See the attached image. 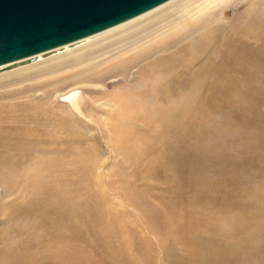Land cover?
<instances>
[{
	"label": "rangeland",
	"instance_id": "1",
	"mask_svg": "<svg viewBox=\"0 0 264 264\" xmlns=\"http://www.w3.org/2000/svg\"><path fill=\"white\" fill-rule=\"evenodd\" d=\"M222 11L207 20L212 27L165 41L162 53L147 45L144 60L128 54L110 71L103 66L98 73L104 77L93 70L84 80L89 85L77 88L75 103L51 95L49 83L63 73L44 84L35 76L0 82V251L26 238L13 228L32 220L25 206L33 184L38 172L53 166L80 210L77 247L87 255L78 264H107L116 251L124 252L125 264H146L143 249L152 264H264V66L243 58L255 50L264 54V31L249 24L264 12V0H233ZM221 53L237 55L243 65L233 79L229 71L215 73L226 56ZM158 82L160 105L187 104L183 128L166 137L142 117L131 132L113 131L119 115L113 101L123 93L138 100L141 89ZM169 200L176 203L172 219L166 223L161 214L157 222L163 223L160 237L145 212ZM84 207L100 218L86 215Z\"/></svg>",
	"mask_w": 264,
	"mask_h": 264
},
{
	"label": "bare ground",
	"instance_id": "2",
	"mask_svg": "<svg viewBox=\"0 0 264 264\" xmlns=\"http://www.w3.org/2000/svg\"><path fill=\"white\" fill-rule=\"evenodd\" d=\"M231 1L233 0H168L159 6L97 34L86 37L72 44L53 49L46 54L35 55L31 57L30 61L12 67L14 69L9 72L1 73L0 82L4 79L7 80V82L9 81L13 83L19 82L20 80L24 82L28 78L35 76L40 80L39 83L41 84L46 78L49 79L63 73L64 76H59L56 80L49 83L53 87L51 95H54V100L55 97L60 94V97L62 96L63 98V102L68 101V103H72L70 101H74L75 103V100L78 99L77 96L80 94L77 88L79 86L83 87L87 84L89 85V82H85L84 80L89 78V76L86 75H91L93 70H97L95 77H104L105 73H98L104 68L103 66H107L106 68L110 71V64H114L115 61L124 60L128 54H130L131 56L129 57H132L134 60H144L145 57H147V52H145L143 48L147 45L146 49L148 47L152 48V46H156L153 49H157L162 53L164 52V42L172 37H174V40L179 39L184 33H187L194 27L195 29L199 26L200 29L212 27L207 26L210 24L207 20L213 21L219 14L221 15L222 13L223 15L222 10ZM259 13L260 15L256 14L257 16H254L249 20V24L251 25L253 22H257L256 25L255 23L254 26L251 25V29L262 32L264 31V12ZM214 28L215 27L212 29ZM196 42H200V38H197ZM139 52H141V54H139ZM149 52L155 54L153 51L149 50ZM240 52L241 51L237 52V54ZM221 54L226 55L223 53ZM246 56H249L252 62L259 63V67L264 66L263 51L255 50L251 54L246 52L243 58ZM237 58L238 56L235 54H228L223 57V59H221L222 62L217 64L219 65V68L216 69L215 73L217 74L219 70L223 72L229 71V73L227 72L229 76L228 79H233V75L231 74L236 72V70L239 71L243 69V65L238 64ZM166 61L167 60H165V62ZM168 61H174L176 63L177 60L168 59ZM162 62L163 60H161V63ZM233 65L234 67H231ZM149 66L155 65H147V67ZM128 67H126V69H128ZM2 68L6 69L8 67L1 66L0 69ZM74 68H76L74 74L66 75L67 72L72 71ZM100 80L101 81H99V84L97 85H100V82L104 79ZM159 84L160 83L158 82L154 86L144 88L145 90L143 92L141 89L138 97L141 93L142 97L138 100H135L134 97L131 98V96L126 93L121 94L119 97L116 95L117 93L114 94L118 97V99H115L116 101L113 102L116 103L119 109V112L117 111L118 109L116 110L119 115L118 119L111 127L112 130L115 132H131L132 127L134 128V124H136V120L141 121L140 118L142 117H150L149 124L154 123L156 126H159L161 131L165 133V136L167 135L166 137H168L178 125L179 129H182L183 123L181 118H184V115L189 112L187 111L185 113V111L188 110L187 104H179L178 106L175 104L160 105L159 99L161 98V90ZM135 98L137 97L135 96ZM131 99H134L136 103L134 104V100ZM27 110L30 111L29 107H27ZM75 110L78 111L77 108H75ZM78 112L80 113L81 111ZM72 116L74 117L73 113ZM15 129L18 130V126H15ZM184 134H186V132H184ZM24 135L26 139L32 136V134L26 130ZM43 172V174L38 172L39 178L35 179L36 182L33 184L35 187L34 193L30 198L29 204L25 206L33 212L34 215L32 216V220L22 226L24 229L13 228V231H15L16 234H19L20 232L26 234V238L20 239L8 250L0 251V264H63L65 262L78 264L79 256L87 255L86 252L78 251L77 240L79 237L78 228L80 222V210L76 207L74 202L72 203V201L69 200L72 197L71 191H67L58 180V171H56L55 167L45 166ZM133 195L131 197L134 198L135 195ZM134 200H136V198H134ZM169 201L170 204L167 206L164 205L161 210H150L145 212L147 218L151 219V230L160 237L162 236L160 231L163 229V223L159 222L157 224V222L158 220H161V214H163L164 219H166V223L172 219V211L169 213V209L173 208L176 202ZM44 205L45 208L49 207L51 210H40ZM84 212L91 218H94V215L97 219L100 218L97 212H94V210L92 211L87 207H84ZM20 215H22V212ZM70 217L73 222L69 223ZM13 218H15V215H13ZM50 239H65L66 244L65 242L64 244L52 242ZM49 241L52 243L49 244ZM123 253L124 252L116 251L110 254L111 261L108 259L109 261H107V264H125V260L123 259L126 257H123V259L119 257L120 255L122 257ZM141 254L143 255L142 259L146 264H152L149 263V256L145 249H143ZM102 264H105L104 260L102 261Z\"/></svg>",
	"mask_w": 264,
	"mask_h": 264
},
{
	"label": "water",
	"instance_id": "3",
	"mask_svg": "<svg viewBox=\"0 0 264 264\" xmlns=\"http://www.w3.org/2000/svg\"><path fill=\"white\" fill-rule=\"evenodd\" d=\"M168 0H0V67L72 44Z\"/></svg>",
	"mask_w": 264,
	"mask_h": 264
}]
</instances>
